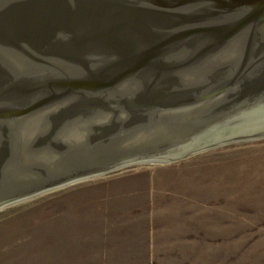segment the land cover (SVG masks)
I'll list each match as a JSON object with an SVG mask.
<instances>
[{"label": "water", "instance_id": "1", "mask_svg": "<svg viewBox=\"0 0 264 264\" xmlns=\"http://www.w3.org/2000/svg\"><path fill=\"white\" fill-rule=\"evenodd\" d=\"M264 134V0H0V208Z\"/></svg>", "mask_w": 264, "mask_h": 264}, {"label": "rangeland", "instance_id": "2", "mask_svg": "<svg viewBox=\"0 0 264 264\" xmlns=\"http://www.w3.org/2000/svg\"><path fill=\"white\" fill-rule=\"evenodd\" d=\"M0 264H264V134L6 205Z\"/></svg>", "mask_w": 264, "mask_h": 264}]
</instances>
